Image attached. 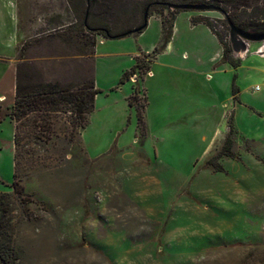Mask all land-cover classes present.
Masks as SVG:
<instances>
[{"label": "rangeland", "instance_id": "rangeland-1", "mask_svg": "<svg viewBox=\"0 0 264 264\" xmlns=\"http://www.w3.org/2000/svg\"><path fill=\"white\" fill-rule=\"evenodd\" d=\"M98 2L111 18L135 0ZM83 9L81 0H0V194L13 192L7 114L20 47L46 82L92 76L99 90L83 146L17 169L24 192L9 200L4 224L18 264H264L262 43L233 52V68L209 29L191 24L211 20L231 46L223 15L178 11L166 45L152 16L141 34L97 35L92 48L86 32L67 40ZM155 49L150 72L121 83ZM134 89L144 134L127 103ZM227 137L231 154H222Z\"/></svg>", "mask_w": 264, "mask_h": 264}, {"label": "trees", "instance_id": "trees-1", "mask_svg": "<svg viewBox=\"0 0 264 264\" xmlns=\"http://www.w3.org/2000/svg\"><path fill=\"white\" fill-rule=\"evenodd\" d=\"M259 0H135L132 7L121 9L116 15L108 14L102 10L98 0H81L84 9L79 15V30L75 26L68 29L69 39L73 40L78 31L90 35V46L95 48L94 36L100 35L105 39H121L133 34H141L147 27L149 17L160 20L163 36V45L171 37L174 20L178 11L167 9L163 4H192L214 5L226 14L229 21L246 31L264 27V2ZM148 8V9H147ZM147 18L145 19V13ZM106 14V15H105ZM192 25L202 24L216 37L221 46V61L233 68L240 65V59L233 54L232 47L224 42L216 24L207 18H195ZM228 31L227 21L222 23ZM137 30V33H132ZM130 33V34H129ZM25 45L19 49L17 65L15 68V93L13 105L7 117L13 125V183L12 194H0V264H18L19 256L12 247V239L7 233L4 218L7 214V204L14 196L20 199L24 189L17 180V169L23 162L41 163L44 160H54L69 155L74 146L82 145V132L89 125L90 115L94 111L95 98L99 93L92 76L79 85L71 83L59 84L46 82L30 65L22 62ZM158 54L155 49L145 60L136 57L134 67L123 74V81L129 80L141 71L149 73L151 61ZM95 49L90 56L94 57ZM20 61V63H19ZM136 89L127 99L128 107L135 108L137 129L145 132L144 107L139 102ZM61 124V125H59ZM231 145L227 137L221 149L222 154L227 152ZM231 151V150H230ZM85 152V150H84ZM227 152V153H226ZM43 155V156H41ZM44 157V158H42ZM44 159V160H43Z\"/></svg>", "mask_w": 264, "mask_h": 264}, {"label": "water", "instance_id": "water-1", "mask_svg": "<svg viewBox=\"0 0 264 264\" xmlns=\"http://www.w3.org/2000/svg\"><path fill=\"white\" fill-rule=\"evenodd\" d=\"M167 9L176 11H198V12H209L215 11L223 15L224 19L227 21L229 28V38L232 51L237 54H243L246 51L248 43H264V27L258 28L252 31L243 30L235 25H233L226 14H224L218 7L214 5H192V4H163ZM148 9V8H147ZM147 12L145 13V19L147 18ZM132 33H137V30ZM130 34V33H129ZM127 36V35H126Z\"/></svg>", "mask_w": 264, "mask_h": 264}, {"label": "built area", "instance_id": "built-area-1", "mask_svg": "<svg viewBox=\"0 0 264 264\" xmlns=\"http://www.w3.org/2000/svg\"><path fill=\"white\" fill-rule=\"evenodd\" d=\"M258 54L260 55V56H264V43H262V47L261 48H259L258 49ZM132 77H134V76H132ZM131 77V78H132ZM135 78V77H134ZM133 78V79H134ZM260 90V87L259 86H256V88H255V91H259Z\"/></svg>", "mask_w": 264, "mask_h": 264}, {"label": "crops", "instance_id": "crops-1", "mask_svg": "<svg viewBox=\"0 0 264 264\" xmlns=\"http://www.w3.org/2000/svg\"><path fill=\"white\" fill-rule=\"evenodd\" d=\"M206 27V26H205ZM213 35V34H212ZM215 37V36H214ZM216 38V37H215ZM150 72V71H149ZM145 107H146V105H145ZM145 107H144V112H145ZM90 117H91V115H90ZM89 122H90V120H89ZM89 156V155H88ZM90 157V156H89Z\"/></svg>", "mask_w": 264, "mask_h": 264}]
</instances>
